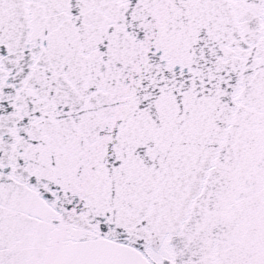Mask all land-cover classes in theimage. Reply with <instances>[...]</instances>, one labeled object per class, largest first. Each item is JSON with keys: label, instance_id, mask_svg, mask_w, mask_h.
I'll use <instances>...</instances> for the list:
<instances>
[{"label": "snow or ice", "instance_id": "1", "mask_svg": "<svg viewBox=\"0 0 264 264\" xmlns=\"http://www.w3.org/2000/svg\"><path fill=\"white\" fill-rule=\"evenodd\" d=\"M0 264H264V0H0Z\"/></svg>", "mask_w": 264, "mask_h": 264}]
</instances>
